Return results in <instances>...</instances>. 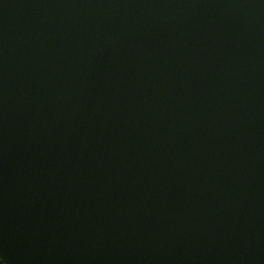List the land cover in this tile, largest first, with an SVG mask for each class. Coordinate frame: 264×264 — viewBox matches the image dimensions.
Instances as JSON below:
<instances>
[{"label": "water", "instance_id": "1", "mask_svg": "<svg viewBox=\"0 0 264 264\" xmlns=\"http://www.w3.org/2000/svg\"><path fill=\"white\" fill-rule=\"evenodd\" d=\"M0 257L264 264V0H0Z\"/></svg>", "mask_w": 264, "mask_h": 264}, {"label": "clouds", "instance_id": "2", "mask_svg": "<svg viewBox=\"0 0 264 264\" xmlns=\"http://www.w3.org/2000/svg\"><path fill=\"white\" fill-rule=\"evenodd\" d=\"M0 260L3 261V264H7V262L3 259V257H0Z\"/></svg>", "mask_w": 264, "mask_h": 264}]
</instances>
